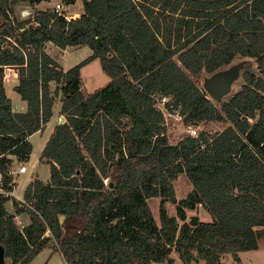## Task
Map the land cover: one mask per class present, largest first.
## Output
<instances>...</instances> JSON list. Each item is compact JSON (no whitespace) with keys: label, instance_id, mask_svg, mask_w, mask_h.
<instances>
[{"label":"trees","instance_id":"obj_1","mask_svg":"<svg viewBox=\"0 0 264 264\" xmlns=\"http://www.w3.org/2000/svg\"><path fill=\"white\" fill-rule=\"evenodd\" d=\"M0 0V249L4 264H29L53 247L66 264H226L255 250L264 230V0H82L80 17L55 8L13 17L23 2ZM72 5L77 0H61ZM86 45L92 54L68 70L45 50ZM257 66L220 105L195 80L238 56ZM100 59L108 84L85 91L82 68ZM27 101L16 112L5 85ZM157 97L185 126L223 123L170 141ZM66 120L40 160L50 179L31 181L24 201L10 195L16 156L28 162L29 137L45 128L57 99ZM193 188L178 199L175 181ZM159 198V220L149 200ZM16 208L11 213L7 202ZM177 204L171 214L168 203ZM204 208L211 221L190 223ZM30 214L20 228L15 217ZM63 218V219H62ZM50 232V236L47 233ZM53 240L54 245H50Z\"/></svg>","mask_w":264,"mask_h":264},{"label":"rangeland","instance_id":"obj_2","mask_svg":"<svg viewBox=\"0 0 264 264\" xmlns=\"http://www.w3.org/2000/svg\"><path fill=\"white\" fill-rule=\"evenodd\" d=\"M56 0H47L44 1L42 4L43 6H51L49 9H54L57 2ZM62 2V1H60ZM39 9L35 7V5H31L29 3L23 2L18 4L14 8L13 17L19 20L23 19H29L32 18L36 12ZM64 11H66L67 15L69 17L73 16L79 17L80 14L83 12V3L82 0H78L75 4L72 5H64ZM52 55H54L56 58L61 60L62 65L65 68H70L71 66L81 62L82 60L86 59L91 55L93 52L91 48H89L86 45L81 46H71L66 48V51L60 50L58 48H55V46H50L49 48ZM257 66V63L255 59L244 57L241 55H238L234 61L229 64L225 65L220 70H227L231 67H235L236 71V77L233 81L232 90L228 94H226L222 100L218 101L214 99L208 92L209 97L215 101L216 104L220 105V103L224 100H227L230 98L234 93L239 91L244 83V77L243 74L245 71H247L250 68H254ZM11 68H8L6 71V86H7V93L9 97L12 98V102L16 105V102L22 101L23 104L26 106L24 110L27 108V102L24 101L20 94L12 89L13 84L16 81L17 75L15 72L10 70ZM212 74L202 71L200 74L195 76V80L199 83V85L205 89V81L208 77H210ZM82 77L85 82V91L86 92H92L100 87L105 86L108 84L111 80V77L103 70L102 64L100 59H94L93 61L89 62L82 68ZM206 90V89H205ZM60 98H58L59 100ZM167 99H161L157 97L156 99V105L160 107L164 113L166 118V125L168 128V135L170 138V141L172 143L178 142L180 139L184 138L187 135H194L193 130H197V133L195 136L198 135L199 131L202 129H208L211 132H215L218 130H221L224 126L223 123L220 122H212L208 124H201V125H195V126H185L182 120V117L177 112H171L169 111L164 103L167 101ZM59 102V101H58ZM19 103V102H18ZM19 105V104H18ZM17 105V106H18ZM48 134V131L42 133V134H35L32 137V144H33V156L28 162H23L25 165H27L29 171L25 174H22V176H30V174H35L39 179L43 181H48L50 179L51 171H50V165L46 162L39 161L37 162V166H34L33 163H35L40 157L38 156L40 154V149L42 146V142L40 139L44 138ZM23 163H19L22 165ZM14 170V166H13ZM22 178V177H21ZM26 180V179H25ZM177 198L183 199L186 198L189 192L192 190L193 186L187 177L186 173H182L179 175L178 179L174 182ZM17 199V198H16ZM20 201V200H19ZM149 204L151 205V208L154 212V215L156 219L159 220V198H153L149 200ZM167 207L169 209V212L171 214L176 213L177 204L168 203ZM7 208L9 211L14 213L16 212V208L14 206L13 200L12 203L7 204ZM193 215H199L200 221H211L212 217L209 212H207L205 209L203 210L201 207L198 208L195 211H189V216L192 217ZM15 221L18 224L20 228H23L27 223L30 222V214L28 212H24L22 214H19V217H15ZM262 237L261 240V247L257 250H248L240 253L241 262L238 263L234 260L232 255H226L223 258V262L226 264H264V230L262 231ZM50 232L47 233V236H50ZM50 245H54L53 240L50 242ZM172 256L175 258V264H187L184 263V261L180 258V254L178 252H174ZM7 264H10V262H7ZM29 264H66V261L62 254L59 251H56L53 247H45L36 257L29 263ZM167 264V263H163ZM191 264H207L205 260L199 259L198 261H194Z\"/></svg>","mask_w":264,"mask_h":264},{"label":"crops","instance_id":"obj_3","mask_svg":"<svg viewBox=\"0 0 264 264\" xmlns=\"http://www.w3.org/2000/svg\"><path fill=\"white\" fill-rule=\"evenodd\" d=\"M61 0H56L55 1V3L57 2H60ZM78 1V0H77ZM43 2L44 1H42V2H40V3H38V4H35V7L36 8H38L39 10H46V9H49V8H51V6H43L42 7V4H43ZM80 16H81V14H80ZM79 16V17H80ZM71 17H73V16H71ZM50 46H55V48H58V49H60V50H63V51H66V49H61L60 47H58V46H56L54 43H52V42H50V41H48V42H46V44H45V50L64 68V70H68L69 68H65L63 65H62V62H61V60H59L58 58H56L54 55H52V53L50 52V50H49V48H50ZM69 47H71V46H69ZM68 48V47H67ZM92 54V53H91ZM76 65V64H75ZM74 66V65H73ZM72 67V66H71ZM70 67V68H71ZM13 69V71L15 72V74L17 75V77H16V81H15V83L13 84V87H12V89H14L15 90V86L18 84V82H19V74H18V70L16 69V68H14V67H11V69L10 70H12ZM7 71V70H6ZM5 85H6V81H5ZM6 88H7V86H6ZM95 91V90H94ZM93 92V91H92ZM11 98V97H10ZM12 99V98H11ZM25 101V100H24ZM59 101V102H58ZM19 102V103H18ZM27 102V101H26ZM19 104V105H18ZM18 105V106H17ZM25 105L23 104V102L22 101H17L16 102V105L13 103V109H14V111H16V112H24V111H26L27 110V108H26V110H24L25 109ZM61 108H62V102H61V100L59 99H57V101H56V104H55V106H54V114H53V116H52V118H51V120L48 122V124L45 126V128L43 129V130H40V131H38V132H36V133H34V134H32L30 137H29V139L31 140L32 139V137H33V135H35V134H42V133H44V132H46V131H48V134L44 137V138H42V139H40L41 140V142H42V146H41V149H40V154L38 155L39 157L41 156V153H42V151H43V149H44V147H45V145H46V143H47V141L49 140V138H50V136H51V134L53 133V131H54V128H55V126L57 125V124H59V123H63V122H65V120H66V118H65V116L64 115H62L61 114ZM64 118V121L62 122V119ZM31 142H32V140H31ZM33 156V153L31 154V157ZM12 158H13V160H14V174H12L13 175V190L11 191V193H10V195L12 196V197H14V198H17L18 200H20V201H24V192H25V189H26V187L28 186V184L31 182V181H33L34 179H36V178H38L35 174H30V176H28L27 178H25L26 176H22V174H25V173H27L28 171H29V169H28V167H27V171H25V172H20V164L21 163H23L22 161H19L18 159H17V157L16 156H11ZM31 159V158H30ZM40 161V158L35 162V163H33V165L34 166H37V162H39ZM20 163V164H19ZM22 177V178H21ZM26 179V180H25ZM8 203H12V200H9L8 202H7V204ZM202 208V207H201ZM203 210H204V208H202ZM11 212V211H10ZM11 213H14V211L13 212H11ZM16 217H19V215H17ZM28 224V223H27ZM261 240H259V247H258V249L261 247ZM257 249V250H258Z\"/></svg>","mask_w":264,"mask_h":264},{"label":"water","instance_id":"obj_4","mask_svg":"<svg viewBox=\"0 0 264 264\" xmlns=\"http://www.w3.org/2000/svg\"><path fill=\"white\" fill-rule=\"evenodd\" d=\"M235 77H236L235 67H231L230 69H228L226 74H219L218 72H215L206 79L205 89L214 99L220 101L226 94L231 92ZM63 121L64 118L62 119V122ZM199 220H200L199 215H193L190 223L195 226L199 223ZM0 264H4V257L1 249H0Z\"/></svg>","mask_w":264,"mask_h":264},{"label":"built area","instance_id":"obj_5","mask_svg":"<svg viewBox=\"0 0 264 264\" xmlns=\"http://www.w3.org/2000/svg\"><path fill=\"white\" fill-rule=\"evenodd\" d=\"M63 10H64V5H63V3L62 2H58L57 4H56V6H55V11H57L58 13H61V12H63ZM67 17H69V15H67ZM6 77V76H5ZM193 132V134L195 135L196 133H197V130H193L192 131ZM20 172H25V171H27V165H25L24 163L20 166ZM14 170L12 169L11 170V174H14Z\"/></svg>","mask_w":264,"mask_h":264},{"label":"flooded vegetation","instance_id":"obj_6","mask_svg":"<svg viewBox=\"0 0 264 264\" xmlns=\"http://www.w3.org/2000/svg\"><path fill=\"white\" fill-rule=\"evenodd\" d=\"M228 70V69H227ZM227 70H220V71H217L219 74H226L227 73ZM232 70V69H231Z\"/></svg>","mask_w":264,"mask_h":264}]
</instances>
